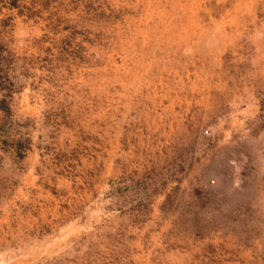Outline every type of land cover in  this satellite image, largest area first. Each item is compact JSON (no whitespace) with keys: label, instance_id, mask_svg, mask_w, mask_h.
<instances>
[{"label":"rangeland","instance_id":"obj_1","mask_svg":"<svg viewBox=\"0 0 264 264\" xmlns=\"http://www.w3.org/2000/svg\"><path fill=\"white\" fill-rule=\"evenodd\" d=\"M0 264H264V0H0Z\"/></svg>","mask_w":264,"mask_h":264}]
</instances>
